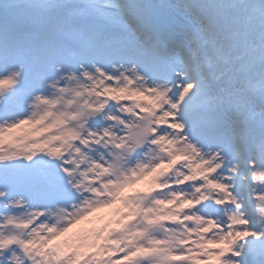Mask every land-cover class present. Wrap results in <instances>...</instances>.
<instances>
[{
	"label": "snow or ice",
	"instance_id": "snow-or-ice-1",
	"mask_svg": "<svg viewBox=\"0 0 264 264\" xmlns=\"http://www.w3.org/2000/svg\"><path fill=\"white\" fill-rule=\"evenodd\" d=\"M0 264H264V0H0Z\"/></svg>",
	"mask_w": 264,
	"mask_h": 264
}]
</instances>
